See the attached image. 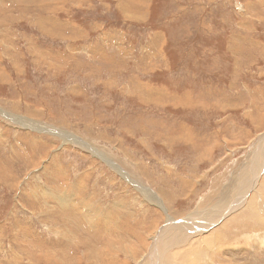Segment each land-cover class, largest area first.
Instances as JSON below:
<instances>
[{"label":"rangeland","instance_id":"1","mask_svg":"<svg viewBox=\"0 0 264 264\" xmlns=\"http://www.w3.org/2000/svg\"><path fill=\"white\" fill-rule=\"evenodd\" d=\"M263 169L264 0H0V264H264Z\"/></svg>","mask_w":264,"mask_h":264},{"label":"crops","instance_id":"2","mask_svg":"<svg viewBox=\"0 0 264 264\" xmlns=\"http://www.w3.org/2000/svg\"><path fill=\"white\" fill-rule=\"evenodd\" d=\"M141 4V6L140 7H133L132 6V9H128L129 11V14H131V15H145V16H147L148 15V3L146 4V3H140ZM122 6L123 7H129V5H126L125 4V2L124 1H122ZM111 9V8H110ZM109 9V10H110ZM109 12V11H108ZM107 12V13H108ZM150 12H151V10H150ZM115 30H119L116 34H113V35H111V37L113 38V37H116V39H119V38H117V37H120V38H122L123 36H124V31L123 30H121V29H115ZM160 198V197H159ZM165 204H167L164 200H162ZM168 205V204H167ZM155 220V216H153V217H149V220L151 221V220Z\"/></svg>","mask_w":264,"mask_h":264},{"label":"bare ground","instance_id":"3","mask_svg":"<svg viewBox=\"0 0 264 264\" xmlns=\"http://www.w3.org/2000/svg\"><path fill=\"white\" fill-rule=\"evenodd\" d=\"M25 122H26V121H25ZM35 129H36V128H35ZM65 137H66V136H65ZM67 139H68V138H67ZM69 139H70V138H69ZM257 168H258V167H257ZM263 170H264V169H263ZM243 172H244V171H243ZM257 172H258V171H257ZM257 172H256V173H257ZM262 172H263V171H262ZM252 182H253V181H252ZM240 190H241V189H240ZM247 190H248V189H247ZM250 192H251V191H250ZM244 193H245V192H244ZM244 193H243V194H244ZM248 195H249V194H248ZM248 197H249V196H248ZM246 198H247V197H246ZM246 198H245V199H246ZM69 200H71V199H69ZM240 200H241V199H240ZM253 202H254V201H253ZM66 205H67V204H66ZM250 205H251V204H250ZM250 205H249V206H250ZM243 211H244V210H243ZM249 216H250V215H249ZM194 219H196V218L194 217ZM250 220H251V219H250ZM212 222H213V221H212ZM183 223H184V222H183ZM203 225H204V224H203ZM210 226H212V225H210ZM242 227H243V226H242ZM191 228H192V227H191ZM240 228H241V227H240ZM192 229H193V228H192ZM232 229H233V228H232ZM214 230H215V229H214ZM161 231H162V230H161ZM167 231H168V230H167ZM184 232H185V231H184ZM190 232H191V231H190ZM192 232H193V231H192ZM158 233H159V232H158ZM161 234H162V233H161ZM194 234H196V233H194ZM202 234H203V233H201V234H199V235L197 234V235L200 236V235H202ZM190 235H191V234H190ZM156 236H157V235H156ZM198 236H196V237H198ZM158 237H159V236H158ZM191 237H192V236H191ZM153 240H154V239H153ZM185 240H186V239H185ZM189 241H190V240H189ZM185 243H186V241H185ZM176 254H177V253H176ZM176 254H175V256H176ZM177 255H178V254H177ZM178 257H179V255H178ZM180 257H181V256H180ZM155 260H156V259H155ZM182 261H183V260H182ZM159 262H160V260H159ZM162 262H163V261H162ZM183 262H185V261H183Z\"/></svg>","mask_w":264,"mask_h":264},{"label":"water","instance_id":"4","mask_svg":"<svg viewBox=\"0 0 264 264\" xmlns=\"http://www.w3.org/2000/svg\"><path fill=\"white\" fill-rule=\"evenodd\" d=\"M198 230V229H197Z\"/></svg>","mask_w":264,"mask_h":264}]
</instances>
